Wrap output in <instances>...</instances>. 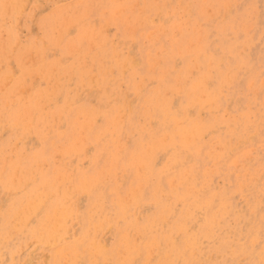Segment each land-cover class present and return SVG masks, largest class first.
<instances>
[{
  "label": "rangeland",
  "instance_id": "1",
  "mask_svg": "<svg viewBox=\"0 0 264 264\" xmlns=\"http://www.w3.org/2000/svg\"><path fill=\"white\" fill-rule=\"evenodd\" d=\"M203 1L204 0H27L26 3H23L22 0L19 2V7L12 10L10 8L6 9L7 7L2 6L0 3V37L2 35V38H4V40L7 38L11 39V45L7 47V51L8 53H10H6L8 54L7 61H10V66L12 67L11 70H13V72L15 73H13V76L17 78L21 74H24V72H27V70L25 69H30V67L28 68L29 65H26L27 63L32 65L28 60L30 58L28 56L32 55L30 59L35 57L34 59L36 61V56H41L44 54L48 61H60L61 59L63 65L67 66L70 64L69 62L74 57V52L76 51L75 48L86 45L84 43V40V42L75 41L77 37V28L75 27L70 28L68 34L65 36H57L59 33H61L59 31V26H61V29L63 27L60 20L69 22L76 19L82 26H87V24L89 26H93L95 24V30H100V28L103 29V36L106 38V57L101 63V66L98 67L97 65L89 64V68L87 67V69H84V72H89V75L85 77L83 76L82 78L78 77L82 80H80L77 85L83 91L81 93V97H79L78 99L77 104L78 106H86V108H80V111H84L86 114L85 117H83L82 115L81 117L83 121L91 120V128H99L98 124L101 123L102 117L108 115L109 113H111V115L117 113L118 122L120 123V125L118 127V130L112 131V134H109L108 138L103 139L100 143H97L99 139L95 140L93 133L88 136L87 144H85L86 160H81L82 165L84 164L83 166H80L81 163L79 165L78 162H75L76 157L73 155L77 154H75L74 152L63 156L65 162L69 163V159L71 158L70 160H73V164L78 163V165L80 166L78 167L79 170H75L73 174L85 173L88 179L95 178L93 176L97 174L112 175L113 177L117 178L118 183L122 186L123 189H125L122 193V197H126L122 198V200L124 201L123 204L125 205L127 211L131 209V213H133L134 209L135 211L137 210L136 215L138 216L136 217H138V222H145L146 220H148V218L155 219L159 215L158 209L156 206H154L153 203V195L156 194L154 193L155 190H153V188L149 186V183L155 182V177L150 176V174L144 175L143 171L140 178H137L136 174L137 171H140V167L139 165L137 167L135 166V168L133 167L132 158L138 157L142 160L143 157H150L149 159H153L152 163L155 169L162 170L161 168L164 169V166L166 168L168 166H172V169L169 170L166 175H162V178L165 180L170 176L171 171H174L176 175L180 174L182 176V172L180 170H187L188 168H192V170L185 176H183L180 180H185L184 185H176L173 191H167V189H165L163 192L165 197L166 195L173 196L172 194H174L175 199L172 202V208L174 207L173 209L176 212V216H173L172 214L168 215L165 213V211L162 213L161 218L157 220V224H159L165 232V234L162 233V236H171L179 239L182 237V234L185 235L187 232L196 234L199 238L197 239L200 240V245L202 248V255L200 256V259L205 260L210 264L218 260V258L212 259L214 248L218 246V241L213 239L212 236H220L221 231H223L231 239L233 238L232 240H236L238 242L240 240V242L244 243L243 247L246 249V251L252 252V255L250 256L242 253H232L233 260H231L228 255L226 261H224L225 263L221 262L219 264H262V260L259 261L257 257L260 254V251L264 249V1L208 0L207 3L210 6H207V8L205 9H203L204 7L202 6ZM212 1H216L217 5H214ZM200 8L203 9L205 13L204 15L202 14V16L198 15ZM116 10H118L120 14H118ZM259 13H261L260 15L262 17L259 15ZM56 14L57 16L60 15V17H62L63 19H54L57 17ZM17 16L18 18L16 19ZM195 16L198 19L196 20L197 22L195 21V19H193L195 18ZM187 19L189 20L187 26L189 30H194V28L196 27L195 24L197 23L198 29L205 30L207 32V51L215 56L213 61L214 63L205 62V58H207V56L201 48L202 45L199 46L198 42H196V38H189L182 34V26L185 24ZM54 22H56L54 26L57 29H52L54 26L51 27ZM102 24L104 25L102 26ZM11 26L12 29H10ZM19 29L20 31H18ZM41 29H43V31ZM28 32L30 36H27ZM175 32H177L178 35ZM18 35H20L21 37ZM18 37L19 39L16 40V38ZM2 38H0V40H2ZM41 40H44L45 42H41ZM112 40H115L114 43ZM116 40H119L118 43ZM174 40L182 41L184 43L174 44ZM131 42H133V45L131 44ZM34 44L36 47L34 46ZM49 46L51 48L50 52L48 49ZM14 47L15 49H13ZM30 47L32 48L29 49ZM64 47L69 48L70 53H68V51H64ZM112 47L113 49H111ZM187 47L191 49H200L201 52L194 54L192 57L198 60L202 65L203 69L201 71H205L206 73L210 72L207 79L205 80V84L209 86V92L213 93L215 91V100H218V102H216V104H213L212 106L207 105V101L204 102V100L201 106L198 105L197 102H195L194 104L196 105V108H182V106H180V103L182 102V91H178L176 89V85L179 86V84H175V82L182 83L177 75H179V73L181 72L182 58L185 56V54H182L180 52V49L185 51ZM31 51L33 52V54ZM29 52L31 55H29ZM53 52L54 55H52ZM26 53L27 56H25ZM132 53L135 55H133ZM112 54L115 55V57H117L120 62L126 60L130 63L132 59L134 62L133 65L135 67V74L137 76L132 75V77H130L129 73L124 69H120V71H117L111 63V60L113 59ZM23 55L25 59L22 58ZM58 57L60 58L55 59ZM15 58L21 59L22 62H19V60L15 61ZM25 60L28 62L24 64L23 61L25 62ZM148 61L153 62V64H155L156 66L154 65V67L150 69ZM225 62L227 63V65L225 64ZM16 63H19V65H17ZM21 63H23L24 68H21V66L23 67ZM109 69H112L111 73ZM218 70L222 73L220 74ZM0 71V74L6 73L5 69L0 68ZM167 72H169L171 76L166 75ZM185 72L186 71H184V73ZM185 75L196 77L197 74L195 75V68H189ZM29 77L30 74L26 75V78H22V81L25 80L27 83H29ZM73 77H76V75L62 78L61 81L65 82L62 85H66L69 90H74L75 84L74 81H72ZM108 78L110 80H108ZM131 79L136 80L137 83L139 80H141L138 88L132 86L130 82ZM88 83H91V86L96 83V85L98 84V86L103 88L104 93L111 94V97L109 98H111L112 103L117 104L118 108L111 109L109 108L107 103L97 104L96 101H98L99 98L97 89L92 87V89L89 88V86L87 85ZM34 84L35 85L33 86H29L33 89H43L45 85L43 80H39V78H36ZM21 85L24 86H22L23 89L27 88L28 86H25V83ZM171 85L174 86V90L167 89L161 91L159 89L158 95L155 97L156 101H153V105L151 106V108H142L144 99H149V94L153 88L157 89L158 86H161L165 89V86L170 87ZM22 88H20V90ZM249 88L251 90H249ZM35 89L34 91H36ZM26 91L30 92V90L28 89H26ZM86 92L88 94H86ZM12 93L13 95H15L14 91ZM2 95L3 91H0V98L2 97ZM163 99H167L168 105L171 104L170 108L165 109H171V112L177 111V113L180 114V116L177 117H181L182 114H184V112L182 111L187 109L189 111V114L184 120H186L187 122L200 120V123L206 124L207 129L205 128L203 130L201 134V136L203 137H200L199 140L201 143H203V146L197 145V149L194 150V145L190 144L187 147L182 145V141L185 139V136L187 134H183L181 131L175 133L179 129L173 128L172 123L168 122V111H163L162 109L164 108L157 107L158 102L162 101ZM22 101L19 96H16L15 103L12 108L3 107L0 104V127L2 128H0L1 164L4 161V164H8L13 160L16 161V159L13 158L14 153H16V149H14V146H20V144H14L16 143V141H14L12 151L3 148L2 145L4 142L9 141L11 135L20 133L24 129L23 125L22 127L18 124L14 125L18 122L14 118L16 116L17 105ZM188 103L192 104L191 102ZM204 104L205 106H203ZM201 107L203 108L201 109ZM54 114H56L55 117L57 115L59 117H63V114L58 112L57 109L56 113ZM199 115L201 117H199ZM220 117L221 119H219ZM11 118H13L14 120L11 121ZM93 118H96V126H93ZM22 119H25L24 116ZM50 120L56 121L51 118ZM62 120L64 119L62 118ZM136 121H138V123L135 125L134 122ZM187 122L183 125L185 126ZM55 129H57V131L60 133L65 132L67 130L65 121L57 122ZM27 132L29 134L28 137L26 136L27 139L25 140H29L27 144L32 148L34 147L30 151L27 150L30 155L32 154L30 153L31 151H35L41 155L45 154L46 157L44 158H48L50 154L53 155V147L61 144L55 140L53 133H50L46 135V141H49V145L52 147L43 149L41 148L42 144L40 143L39 145V142L36 141V131L32 130ZM74 132L77 133L76 126L74 127ZM249 134H251L252 137ZM230 136L231 139L229 138ZM250 137L252 139H249ZM228 139L230 140V143L228 142ZM100 144H103L105 147H99L98 145ZM174 145H176L177 147H175ZM182 146L187 148L186 152L182 150ZM212 151L214 153H212ZM27 152H25V155H27ZM180 153H182L183 155L198 153L199 157L196 162L188 159L186 161L180 162V164H173V158H175V156ZM211 153L215 157H213ZM162 154L164 155V157ZM167 155L169 156V160L166 159L168 158ZM57 156L58 154H56L52 158L53 160L49 159L48 163L45 164L46 166L43 165L45 167L41 166V168L43 167L42 170L45 171L46 174L51 172L53 162L56 164L59 163V159H56ZM208 156H211V158H209ZM250 156L251 158H249ZM55 159L58 163L55 162ZM79 159H81V157ZM205 166L207 167L206 169H204ZM242 167H244V169ZM93 170H96V172L94 174H90ZM1 171L2 169H0V172ZM31 171L34 172V169H32ZM2 175L4 174H1V176ZM7 176L9 177V175ZM32 176H34V174H32ZM35 177L36 179L34 180H36V184H39L40 178L36 174L34 178ZM50 177L56 179L58 178V175H56L55 177L51 175ZM143 178L145 180H143ZM217 178L219 180H217ZM76 180L77 182H74L70 185V189H72L70 190L72 191V196L73 193L77 191L75 188V184L81 181L79 178H76ZM65 181L67 182L68 180L65 179ZM54 182L57 183L55 180ZM202 183H204V185ZM57 185L59 184H55V186ZM65 186H69V184L66 183ZM192 186L195 188H193ZM150 188L153 190V192H151ZM190 190L193 194V198L189 196ZM3 192L5 194H2ZM6 194L7 193L2 190V186H0V197L3 196L2 198L4 199L3 203H1V205L4 204L3 209H5L12 200H7L6 197H8L9 199L11 195ZM213 194H215L216 196L214 197ZM79 195H76L77 197L73 196V198L76 200V202L77 200H79L77 203H79V207L81 209H85V205L88 203V195L86 196L83 193H80ZM16 196L19 197L20 192H17ZM195 196H197V198H195ZM107 197L108 200H112L113 198L110 193H105V195H103V199L106 200ZM239 199L241 202L239 201ZM149 200L151 202H149ZM5 201L7 202V204L5 203ZM222 201H226L227 203L225 204V206L230 208L227 214L223 216L222 221L219 220L220 223H218V221L214 220V218L219 217L221 212L218 211L217 204L215 205L214 203L217 202L219 205H222V203H224ZM90 204L92 207H96V203L90 202ZM192 204H194V206ZM177 205H179V207ZM188 207L190 210H188ZM172 208L170 210L173 213L174 210ZM111 209L112 205H109L107 210L110 211ZM231 210H234L232 214ZM198 213L202 214L198 215ZM243 216L245 218V221L242 223L244 224L236 221L235 217ZM196 217L198 220L196 219ZM250 217L252 218V220ZM114 221L119 222L120 225L122 223L118 218H116ZM223 222L225 223V226L222 224ZM213 223H215V225ZM216 225H219L221 231L215 230L217 233H213ZM108 227L109 226H107L106 224L105 227L101 228L102 236L104 237L103 242H106L107 246H109L115 240L113 236V234L115 233L114 228ZM235 227L239 228V232L236 231V229L234 230ZM249 227H251V230H256L255 234L258 235H250V233L248 232L250 231ZM210 228L213 229L209 234H206L205 231L209 230ZM2 229L3 228L0 225V230ZM8 229L9 228H7L5 231H7ZM120 229L124 232L126 230L124 225H121ZM69 233L70 235H74L73 239L80 238L81 226L79 222H70ZM14 238L15 233H13L11 236L8 235L7 240L5 239L4 241H9L10 244L15 242V245L17 244L18 246L17 248L20 247L19 245L23 244V247H21L22 249L20 251V260L18 259V264H24V261L25 264H28V262L30 261L32 263L30 262L29 264H33L35 263V261H37L35 264H40L42 261L43 262L41 264H44L45 261V264H53L51 263V255L54 248L56 247V244H52L54 243L53 241H51L52 243L49 242V244H47L48 242H45L44 244H46V247H44L45 245L43 244V242H40L39 237L32 238L33 241L31 239H22L20 241L21 243H18L17 239ZM197 239L195 241L198 245L199 241ZM29 240L34 243L31 242L32 244L28 245L30 244ZM47 245L49 247H47ZM33 247H35L34 250ZM234 249H236V247H234ZM31 250L33 251L31 252ZM181 250L182 252H185L189 249H187V246L184 245ZM45 252V258L43 259V256H41V254L44 255ZM229 252L230 251H228V254ZM31 255H34V257H30ZM47 257L48 259H46ZM27 258L30 259V261L26 263ZM144 259L145 257L138 258L136 260V262H138L137 264H143ZM165 260L166 258H164L162 262H165ZM178 263L182 264V262H180V259H178ZM66 264H69V262H66Z\"/></svg>",
  "mask_w": 264,
  "mask_h": 264
},
{
  "label": "bare ground",
  "instance_id": "2",
  "mask_svg": "<svg viewBox=\"0 0 264 264\" xmlns=\"http://www.w3.org/2000/svg\"><path fill=\"white\" fill-rule=\"evenodd\" d=\"M20 1H22V0H0V3L2 6L7 7L6 9L10 8L12 10V9H16L19 7ZM26 1L27 0H23V3H26ZM207 1L208 0H204L202 2V6L204 7L203 9L207 8V6H210L207 3ZM262 1H264V0H262ZM212 3L214 5H217L216 1H212ZM203 9H201V8L199 9V13H198L199 16H202V14L203 15L205 14ZM3 10H4V8H3ZM19 10H22V9H19ZM116 11L118 12V14H120L118 10H116ZM201 11H202V13H201ZM141 12H143V11H141ZM77 13H78V11H77ZM260 14L261 13H259V15ZM18 16L16 17V19L18 18ZM56 16H57V14H56ZM61 18L62 17H60V15H58L54 19H61ZM193 19H195V21L198 20L196 16ZM57 21H59V20H57ZM60 21L62 22L63 27L61 29V26H59L60 27L59 31L61 33H59L57 36H61V35L65 36L68 34V31L70 28L75 27V28H77L76 29V36L77 37H76L75 41H78V42L79 41L80 42L85 41L84 43L86 44L85 46H79V48H75L76 51L74 52V57L71 59V61L69 62L70 64L67 66L63 65L61 59H60V61H48L44 54L41 56H36L37 58L35 61V59H34L35 57L30 59L32 55L29 52V55H31V56H28V57H30L28 60L30 61V63L32 65L27 63L28 61H26V60H25V62L23 61V63L24 64L27 63L26 65H29L28 68L30 67V69L29 70L25 69V70H27L26 73L24 72V74H21L19 77L15 78L13 76L14 72H13V70H11L12 67L10 66L11 65L10 61H7L8 54H10L7 51V47L9 45H11V39L7 38L4 40V38H2V35L0 37V38H2V40H0V68L6 70V73L0 74V91H3V95L0 98V104L6 108H9V107L12 108V106L15 103L16 96H19L21 98V101L23 99V101L17 105L16 116L14 118L18 122L15 123L14 125L18 124L21 127H22V125L24 126V129L20 133H16L14 135H11L9 141L4 142L2 145L3 148H5L9 151H12V149H13L12 146H13L14 141H16V143H14V144H17V143L20 144V146H17V145L14 146V149H16V153H14L13 158H15L16 161L13 160V161L9 162L8 164L7 163L4 164L5 163V161H4L2 163L3 166L0 163V169H2V171L0 173L4 174L2 176L0 174V186H2V190H4L8 195H11L9 197V199H8V197L5 196L6 199L7 200L12 199L11 203H9L7 205V207L5 209H3L4 204L1 205V203H3L4 199L2 198L3 196L0 197V225L3 228L2 230H0V264H18V259L20 260V251L22 249L21 247H23L22 246L23 244L19 245L20 247L17 248L18 246H17V244L15 245V242L10 244L9 241H4L5 239L7 240L8 235L11 236L13 233H15L14 239H17L18 243L22 239L23 240L24 239H31L33 241L32 238H37V237H39L40 242H43V244L45 242H48L47 244H49V242L53 241L54 243H52V242L51 243L53 245L56 244V247L54 248L53 253L51 255V257H52L51 263H53V264H66V262H69V264H135V263L137 264L138 262H136V260L138 258H144V257H145V259L143 261V264H161V263L162 264H179L178 259H180V262H182V264H199V263L200 264H209L205 260L200 259V256L202 255V248L200 245V240H198L199 238L197 237L196 234H192V233L187 232L185 235L182 234V237L179 239L171 237V236H162V233L165 234V232H164L163 228L159 224H157V220L159 218H161L162 213L165 211H166L165 213L168 215L172 214L173 216H176V212L173 209L174 207L172 208V202L174 201L175 196H174V194H172L173 196L166 195V197H165V195L163 194L164 190L167 189V191H169V190L173 191V189L175 188L176 185H184L185 180L184 181H180V180L183 176H185L187 173H189L192 170V168H188L187 170H180L182 172L181 173L182 176L180 174L176 175L174 171H171L170 176L167 177L165 180L162 178V175H166L169 172V170L172 169V166L171 167L168 166L167 168L164 166V169L161 168L162 170H160V169L154 168V165L152 163L153 159H149L150 157H143L142 158L143 161L141 160V158H138V157L132 158L133 167L135 168V166L137 167L138 165L140 167V171L139 172L137 171V174H136L137 178H140L143 171H144V175L150 174V176L155 177V182L149 183V186L152 187L153 190H155L154 193H156V194L153 195L154 196V202L153 203H154V206L157 207L159 215L155 219L154 218H152V219L148 218V220H146L145 222H138V219H137L138 217H136V216H138V215H136L137 210L135 211V209H134L133 213H131V209H129L127 211L125 205L123 204L124 201L122 200V198L126 197V196L122 197V193L124 192L125 189H123L122 186L118 183L117 178L113 177L112 175L97 174V175L93 176L95 178L88 179L86 177L85 173L73 174L75 170H79L78 167L84 165V164L82 165L81 160L83 161L85 159V153H86L85 144H87L88 136L93 133L95 140L99 139L97 141V143H100L103 139H107L109 134H112V131L118 130L120 123L118 122L117 113L113 114V115H111V113H109L108 115H105L104 117H102L101 123L98 124L99 128H96V129L94 127L91 128V120L83 121V119L81 117V115L83 117H85L86 114L84 111H80V108H86V106H78V104H77L78 99H79V97H81V93L83 91L77 85L78 82L80 80H82L79 78H82L83 76L85 77V76L89 75V72H87V73L84 72V69H87V67L89 68V64L97 65L98 67L101 66V63L103 62V60L106 57V51H107L105 48L106 38L103 36V29L100 28V30H95L94 29L95 24L93 26H89L87 23H85V24H87V26H82V25H80V22L77 21L76 19L71 20L69 22H64V20H60ZM188 22H189V20L187 19L185 24L182 26V29H183L182 34L189 37V38H196L197 39L196 42H198L199 46L202 45L201 48L203 49L205 55L207 56V58H205V62L206 63H209V62L214 63L213 61H214L215 56H213L212 53L207 51V49H208V47H207V32L205 30L198 29L197 23L196 24L194 23L196 26L194 28V30H189L187 27ZM55 23L56 22H54L51 27H53ZM16 24H17V22H16ZM245 24H248V23H245ZM78 25H79V27H78ZM103 25L104 24H102V26ZM64 26H65V28H64ZM107 28H108V26H107ZM10 29H12V26ZM49 29H51V28H49ZM52 29H57V28L54 26ZM41 30L43 31V29H41ZM18 31H20V29ZM133 31H134V29H133ZM1 32H3V31H1ZM175 33L177 34V32H175ZM19 34H20V32H19ZM28 34H29V32H28ZM28 34H27V36H30V34L29 35ZM3 35H4V33H3ZM18 36H20V35H18ZM33 38H36V37H33ZM17 39H19V37L16 38V40ZM55 39H53V40H55ZM53 40H51V41H53ZM43 41L41 40V42H43ZM112 41L114 43L115 40H112ZM118 41H117V43H118ZM132 43L133 42H131V44ZM180 43H184V42L174 40V44H180ZM35 44H36V42H35ZM35 44H34V46H35ZM42 44H44V43H42ZM56 44H55V46H56ZM189 47H190V45H189ZM189 47H187V49L185 51L180 49V52L182 54H185V56L182 58L181 72L179 73V75H177L182 83H179V82L176 83L175 82V84H179V86H180L179 87L178 85H176V87H177L176 89L178 91H180V90L182 91V102L180 103V106H182V108H196V105L194 103L197 102L198 105L201 106L203 103V100H204V102L207 101L206 102L207 105L212 106L213 104H216V102H218V100H215L216 99V97L214 96L215 91L213 93L209 92V90H210L209 86L205 84V82H206L205 80L207 79L208 74L210 72L206 73L205 71H201L203 69L202 65L200 64V62L198 60H196L194 57H192L194 54L200 53L201 52L200 49H191ZM31 48L32 47H30L29 49H31ZM13 49H15V47ZM48 49L50 52L51 51L50 46L48 47ZM111 49H113V47ZM63 50L68 51V53H70L69 48H67V47H64ZM53 51H55V50H53ZM6 53H8V54H6ZM32 54H33V52H32ZM36 54H37V52H36ZM4 55H5V58H4ZM52 55H54V52ZM133 55H135V54H133ZM25 56H27V53ZM22 58H24V55ZM59 58L60 57L55 58V59H59ZM66 59H67V55H66ZM17 60H19V62L21 61V59L15 58V61H17ZM52 60H53V58H52ZM148 62H149V68L150 69L152 67H154L155 64H153V62H151V61H148ZM23 63H21V65H23ZM111 63H112V66L115 67V69L117 71H120V69H122V70L124 69L129 73L130 77H132V75L137 76L135 74V67L133 65L134 62L132 59H131L130 63H129V61H126V60H123V62H120L117 59V57H115V55H113V59L111 60ZM16 64L19 65V63H16ZM135 64H136V62H135ZM225 64L227 65L226 62H225ZM19 68H20V66H19ZM21 68H24V65H23V67L21 66ZM189 68H195V75L197 74L196 77L185 75ZM111 70H110V73L112 72ZM184 71H186V72L184 73ZM218 72H220V71L218 70ZM0 73H1V71H0ZM221 73L222 72H220V74ZM28 74H30V77H29L30 80L28 81L29 83H27L25 80L22 81V78L23 79L26 78V75H28ZM72 75L73 76L76 75V77H73V79H72V81H74L75 88H74V90H69L68 87H66V85H62L65 82L64 81L62 82L61 79L64 77H71ZM166 75L171 76L169 72H167ZM36 78L37 79L39 78V80H43L45 85H44L43 89H37V88L35 89L34 88L36 90V91H34V89L31 88L29 85H31V86L35 85L34 82L36 81ZM109 78H111V77H109ZM109 78H108V80H110ZM248 80H250V79H248ZM67 82H70V81H67ZM130 82H131L133 87L138 88L141 80H139L137 83L136 80L131 79ZM24 83H25V86L26 85H28V86H27V88L23 89L22 88L23 85H21V84H24ZM104 83H106V82H104ZM87 85L89 86V88L92 87V88L97 89V94L99 97L98 101H96L97 104L107 103L109 108H111V109L118 108L117 104L112 103L111 98H109V97H111V94L104 93L103 88L98 86V84L96 85V83H95L91 86V83H88ZM105 86H104V89H105ZM98 87L100 90L98 89ZM220 87H221V84H220ZM250 87H251V85H250ZM20 88H22V89L20 90ZM26 89L30 90V92L26 91ZM159 89L161 91L167 90V89L174 90V86L173 85H171L170 87L165 86V89L161 86H158L157 89L153 88L149 94V99L148 100L144 99V102L142 104V108H151V106L153 105V101L155 100V97L158 95ZM22 90H25V91H22ZM249 90H251V89L249 88ZM13 91H14L15 95H13V93H12ZM95 92H94V94H95ZM86 94H88V93L86 92ZM173 101H172V103H173ZM188 102H191L192 104H190ZM167 103H168L167 99H163L162 101L158 102L157 107L158 108H164V109H162L163 111H168V122L172 123L173 128L179 129L175 133H178L181 131L183 134L184 133L187 134L186 135L187 137L185 136V139L182 141V145H184L186 147L190 144L194 145V150L197 149V145L203 146V143H201L199 140H200V137H203V136H201V134H202L203 130L206 128V124L200 123L199 122L200 120L199 121L193 120L191 122H187L186 120H184L189 114V111L187 109L182 111V112H184V114H182V116H181L182 118L177 117V116H180V114L177 113V111L171 112V109L170 110L165 109V108H170L171 104L168 105ZM110 104H112V105H110ZM203 106H205V104ZM153 108H155V107H153ZM202 108L203 107H201V109ZM56 109L58 112L63 114V117H59L58 115L55 117L56 114H54V113H56ZM252 111H254V110H252ZM223 112H224V110H223ZM51 113H53V114H51ZM86 113H87V111H86ZM200 115H199V117L202 116V115L201 116ZM222 115H223V113H222ZM23 116L25 119H22ZM228 116H229V113H228ZM235 117H234V119H235ZM50 118L53 120H56V121H52V120H50ZM62 118L64 120H62ZM211 118H213V117H211ZM219 119H221V117ZM249 119H251V118H249ZM10 120L13 121L14 119L11 118ZM63 121H65V123L67 125V130L65 132L60 133L57 131V129H55V126H56L57 122H63ZM93 122H94L93 126H96V118L95 119L93 118ZM186 122H187V124L184 126L183 124ZM137 123H138V121L134 122L135 125ZM152 124H154V123H152ZM75 126L77 127V133L74 132ZM58 127H59V125H58ZM32 130L36 131V135H37L36 141L39 142V145H40V143L42 144V147L41 146L40 147L43 149H45L47 147H52L49 145L50 142L46 141L47 140L46 135L53 133L55 140L58 143H61L60 145H56L55 147H53L54 148L53 149L54 150L53 155L50 154V156L48 158H44V157H46L45 154L41 155L35 151H31L30 153H32V154L30 155L27 152V150L30 151L31 149L34 148V147L33 148L30 147L27 144V142L29 140L28 141L25 140V139H27L28 134H29L27 131H32ZM2 131H4V130H2ZM249 135L252 137L251 134H249ZM251 137L249 139H252ZM229 138L231 139V136ZM243 138H244V136H243ZM117 141H119V140H117ZM247 141H248V139H247ZM228 142L230 143L229 139H228ZM98 146L101 148L105 147L103 144H100ZM174 146L177 147L176 145H174ZM184 146H182V150L184 152H186L187 148ZM63 147H64V149H63ZM225 147H227V146H225ZM169 148H171V147H169ZM25 152H27V155H25ZM71 152H74L75 154H77V155H73V156L76 157L75 162H78L79 165L81 163L80 166L78 165V163L73 164L74 163L73 160H70L71 156L69 157L70 158L69 163L65 162V159L63 158V156L66 154H69ZM208 153H210V152H208ZM212 153H214V152L212 151ZM56 154H58L56 159H59V163L55 159L56 161L55 160L54 161L57 162L58 164L53 162L51 172L46 174L45 171L42 170V168L46 166L45 164L48 163L49 159L53 160L52 158ZM212 156L215 157L213 154H212ZM80 157H81V159H79ZM163 157H164V155H163ZM198 157H199L198 153L197 154L191 153L190 155H187V154L183 155L182 153H180V154H177V156H175V158H173L174 159L173 164H180V162L186 161L188 159L196 162L198 160ZM208 157L211 158V156H208ZM216 157H217V155H216ZM170 158H172V157H170ZM249 158H251V156ZM166 159L169 160V156ZM111 160H112V158H111ZM163 160H164V158H163ZM165 164H166V162H165ZM214 164H215V161H214ZM219 164H221V163H219ZM43 165H45V166H43ZM211 165H212V163H211ZM41 166H43V167L41 168ZM157 167H158V165H157ZM244 167H242V168L244 169ZM206 168L207 167L205 166L204 169H206ZM32 169H34V172L31 171ZM138 170H139V168H138ZM95 172H96V170H93L92 173H90V174H94ZM98 172H100V171H98ZM232 172H234V171H232ZM86 173H88V172H86ZM122 173H123V171H122ZM32 174H34V176H35V174L38 175V177L40 178L39 184H36V180H34V179H36V177L34 178V176H32ZM7 175H9V177L11 179ZM51 175H53L54 177L56 175H58V178H56V179L51 178L50 177ZM76 178H79L81 181L79 183L75 184V188L77 191L73 193V196H76V195L78 196L80 193L81 194L83 193L86 196L88 195V198H87L88 203L85 205V209H81L79 207V203H77L79 200H77V202H76V200L71 195L72 191H70V190H72V189H70V185L73 184L74 182H77ZM53 179L57 183H55ZM65 179H67L68 181L66 182ZM143 180H145V179L143 178ZM217 180H219V179L217 178ZM187 181H188V179H187ZM66 183L69 184V186H65ZM51 184H54V185H51ZM55 184H59V185L55 186ZM202 184L204 185V183H202ZM223 186H224V184H223ZM193 188H195V187H193ZM150 190H151V192H153V190L151 188H150ZM17 192H20L19 197L16 196ZM105 193H110L111 196L113 197L112 200H110V199L108 200V197L106 198V200L103 199V195H105ZM208 193H207V195H208ZM2 194H5V193L3 192ZM213 195H214V197L216 196L215 194H213ZM189 196H191L193 198V194H192L191 190H190ZM221 196H222V194H221ZM242 197H244V196H242ZM195 198H197V196H195ZM238 198H239V196H238ZM239 201H240V199H239ZM90 202L96 203V207H92ZM117 202H119V203H117ZM149 202H151V201L149 200ZM190 202H192V201H190ZM222 202H224V203H222V205H219L217 202L214 203L215 205L217 204L218 211L221 212L219 217L214 218V220L218 221V223H220L219 220L222 221L223 216L227 214V212L229 211V208H230V207L225 206V204L227 203L226 201H222ZM5 203L7 204L6 201H5ZM103 204H104V206H103ZM121 204H123V205H121ZM175 204H177V203H175ZM109 205H112V209L110 211L107 210ZM192 205L194 206V204H192ZM177 206L179 207V205H177ZM241 206H243V205H241ZM131 208H132V206H131ZM171 208L174 210L173 213L170 210ZM188 210H190L189 207H188ZM233 211L231 210V214L233 213ZM244 211H246V210H244ZM201 214L198 213V215H201ZM243 215H245V214H243ZM116 218H118L122 222L121 225L125 226L127 232H126V230L124 232L120 229L121 225L119 224V222L114 221ZM235 218H236V221L239 223H242L245 221L244 216L243 217H235ZM196 219H197V217H196ZM251 220H252V218H251ZM72 221L79 222V224L81 226L80 238L76 237L78 239H73L74 235H70V233H69L70 222H72ZM106 224H107V226L114 228V232H115L113 234L115 240L109 246L106 245V242L105 243L103 242L104 237L102 236V231H101V228L105 227ZM213 224L215 225V223H213ZM222 224L225 226L224 222ZM242 224H244V223H242ZM150 225H153V226H150ZM245 226H246V224H245ZM196 227H197V225H196ZM7 228H9V229L7 231H5ZM207 229H208V227H207ZM212 229L210 228L209 230L205 231V233L209 234ZM235 229H236V231L239 232L238 227H235L234 230ZM215 230L221 231L219 225L215 226L213 233H217ZM249 230L250 231H248V232L250 233V235H252V234H254L256 236L258 235V234H255L256 230H251V227H249ZM103 234H104V232H103ZM212 237H213V239L218 241V243H217L218 246L214 248V251L212 254V259L218 258V260L216 262L210 263V264H219L221 262L225 263L224 261H226L228 255H229L230 259L233 260V254L232 253H242V254H247L250 256L252 255V252L246 251V249L243 247L244 243L240 242V240H239V242L236 240L235 241L232 240L233 238L231 239L223 231H221L220 236L215 237V235H214ZM70 239H72V240H70ZM196 239L199 241L198 245H197V242L195 241ZM31 240H29L30 244H28V245H31L32 243H34ZM35 243H36V241H35ZM201 243H202V240H201ZM44 245H45L44 247H46V244H44ZM53 245H50V246H53ZM184 245H186L187 249H189V250L182 252L181 249L184 247ZM36 246H38V245H36ZM47 247H49V246L47 245ZM234 247H236V249H234ZM34 248L35 247H33V250H34ZM33 250H31V252ZM37 250H39V249H37ZM228 251H230L229 254H228ZM45 254H46V252L44 253V255L41 254V256H43V259L45 258L44 257ZM30 257L33 258L34 255L33 256L31 255ZM28 258H27L26 263L28 261H30V259H28ZM164 258H166V260H165V262L164 261L162 262V260ZM257 258L259 259V261L262 260V264H264V249H262L260 251V254L258 255ZM46 259H48V257ZM154 260H155V262H154ZM202 261H204V262H202ZM30 262H28V264ZM36 262L37 261H35V263ZM45 262H44V264H45ZM23 263L25 264V261ZM35 263H33V264H35Z\"/></svg>",
  "mask_w": 264,
  "mask_h": 264
}]
</instances>
